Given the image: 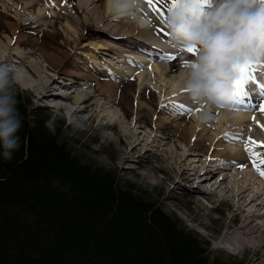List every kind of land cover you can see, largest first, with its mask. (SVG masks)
Returning <instances> with one entry per match:
<instances>
[{"label":"rangeland","instance_id":"rangeland-1","mask_svg":"<svg viewBox=\"0 0 264 264\" xmlns=\"http://www.w3.org/2000/svg\"><path fill=\"white\" fill-rule=\"evenodd\" d=\"M14 1L19 0H0V40L8 41L9 38L15 40L20 36L23 37L20 44L15 43L14 49L24 51L35 60H40L38 54L32 55V53H29L28 51L38 49L61 53L63 50V52L68 53L67 62L65 61L66 63L64 62L65 64L58 70L56 68L50 70L43 67L47 72L54 75L52 78V86L50 87L53 95L48 96H42L36 91L30 95V89L32 90L33 87L27 82L24 83L18 81V78L16 77L20 69L16 66V61L13 59V64H6L11 69L14 67V69H12V74L16 82L15 86L19 88L22 103L29 111L30 116L32 117L35 114L47 118L48 122H51L53 125L58 126L64 131L66 144L76 148L78 153L83 157H87L92 161L113 169L121 179L129 180L145 192H151L154 199L158 200L165 211L177 216L178 220L184 227L196 231L209 242L210 250L213 255L224 254L232 256L235 258V261L231 264H261L254 258L255 255L253 250H241L235 252L228 249L224 244L219 243L220 237L224 234V221L227 213L231 209L230 204L227 201H223L222 203H219L218 201L213 202L205 196L206 194L198 191V187L200 188L203 186V188H209L215 186L216 179L213 178L214 175L208 176L209 178L206 182H199V184H197L198 181L196 180L186 182L178 177L177 181L174 182L175 177H170L166 170H154L162 163L160 158L162 146L159 144L155 145L154 143L167 141V144H174L171 140L172 138H176L174 130L191 123L184 119H177L173 114L183 113L187 109L190 110V113L194 114L197 109H205V104L203 105V102H201L200 104H202V106L197 105L195 107L193 106V108L185 107L187 99V96L185 95H187V93L182 91L170 95V97L174 99L173 101L169 102V98L164 100L167 93L163 94L160 92L162 85L154 78L156 77V73L154 72V69H152L149 58H147L144 65H136V63L130 60L126 62L121 55L112 51V48H96L92 41L100 39L103 36L99 35L100 32L98 31L100 30L94 27V25L96 26L95 23H92V25L85 23L84 26L80 24V22H84L86 17L89 16V10L85 7L80 8L78 0L77 7H72V5H69L70 7H68V5L64 3V6H67L66 9L58 10V14H56L57 16H53L54 10L47 4L48 0H38L36 4L31 5L28 9L20 12L23 20L21 19L18 21L8 13V11H12L11 7ZM105 1L106 0H95V4L97 6H104ZM128 2H135L137 5L135 8H132L131 11L143 14L149 19L145 18L150 23L149 32H152L159 37L160 44H157V46L160 50L175 54L174 58L167 56L168 60H173L177 63L178 73L182 72L183 68L188 64L185 63V61H188L197 55V52L190 53L186 48L181 49L172 44L171 33L167 20L165 19V17H167V8H163V11H161L163 5L150 7L147 0H128ZM39 8H42L41 11ZM44 9L49 10L47 13H44L45 16L42 15V10ZM68 9L70 10L71 18L79 19L75 22L78 27V32L68 30L69 25L67 18H69V14L65 11H68ZM38 13H41L40 15H42L40 18L42 23L39 24L32 20V17ZM88 19L89 22H93L94 20L93 18ZM15 21L18 23L16 24ZM10 22L15 25H21V29L17 30V32H13L10 28ZM142 31L140 30L138 32ZM139 34L140 33H138V35ZM74 37H76V39H74ZM85 42H88L89 44L83 45ZM132 42V46L130 47L122 44L121 46L125 49L131 50L126 53L135 55L133 57L145 58L146 56L140 51L141 49L135 47L144 42L138 40L137 37H133ZM159 49H157L158 52H160ZM11 55L14 58H17V55L14 52ZM71 61L73 63H70ZM152 62L159 63L160 61L159 59L154 58ZM129 64L133 67L131 72L121 73V75L116 78L111 75L114 66L123 69ZM94 66H99L101 68L99 70L95 69V72L91 71V68H94ZM251 67H255L250 69V72L253 73L259 68L258 65L257 67ZM66 68L73 71L72 74H66L64 72ZM81 71L86 73V76L78 73ZM141 71L152 72L147 75V83L144 82L143 86L140 85L139 74ZM47 72H45L46 75ZM42 73L45 75L44 72ZM64 75L65 78L63 77ZM106 81H113L115 86H112V89L107 90L104 94H100L99 91L101 89L99 87L102 83H106ZM72 89H76L72 92L73 96L62 97L60 100H68V104L71 106L78 105L79 107H87L85 110L79 112V117L77 119H75L74 115L70 114L67 110L63 112L58 110L52 100V97H56L55 95L65 96L66 91L69 92ZM169 89L170 86H167L166 91H169ZM79 92H85V96L87 97L82 100V102H70L69 99H74L75 94ZM107 92L110 96L114 95L113 100L109 101V95ZM66 95H68V93ZM100 103H103L105 107L108 106L106 108L111 109L112 112H119L121 115V121L126 125L130 124L135 115L138 116L136 125L137 129L150 135L153 134L156 141L149 142L143 146L138 145V149L129 151V158L122 161V159L119 158V154L123 148L126 149L129 148V146L127 147L124 145V142H120V135L122 134L118 133V129L109 128L107 126L103 127L100 124V122L102 123L107 120L114 121L113 116L108 117L105 115V108L103 109V105L100 107ZM194 104L196 103L194 102ZM221 107L224 109H232L222 105ZM221 107L219 106L218 108ZM152 113L155 115L154 118L151 117ZM210 113L213 116L216 115L213 110ZM260 115L264 117V111ZM164 116H168L170 121L164 123V125L160 124L159 126H156L155 123L157 121H162V117L164 118ZM253 116L254 118L251 119L252 123H250L248 127L247 123H243L244 125L242 124L241 128L248 129L250 127V130L251 127H253V123L257 124L256 128L259 130V137H257L256 134L255 141H264V126H262L259 113L254 114ZM186 119L188 120L189 118L187 117ZM215 124H217V120L212 121V126ZM179 134L180 133H178V135ZM226 135L227 134L221 138V142L229 143L226 141ZM228 139L235 141L237 145H239L238 142H240L241 147L243 148L246 143L254 144V142H250L246 136L241 139H235L231 136V138ZM177 141L181 144V147L184 146L182 137L181 139H177ZM220 150L221 147L214 152H219ZM254 150L259 153V156H253L254 158L264 157V145H256ZM195 152L196 151L193 150L192 154H186V159H190L191 157L194 159L195 155L193 153ZM166 156H168V154ZM214 159L217 158H211V160ZM254 161L257 162V167L254 168V170L261 173V169H264V163H261L260 159ZM226 165L227 168L223 170L224 174L229 173L234 169L229 163ZM159 177L170 178H166V183L161 185L158 181ZM262 179H264V175ZM174 184L175 186L172 191L174 196H166L165 194L172 189ZM226 186V184L222 185L224 189Z\"/></svg>","mask_w":264,"mask_h":264},{"label":"trees","instance_id":"trees-1","mask_svg":"<svg viewBox=\"0 0 264 264\" xmlns=\"http://www.w3.org/2000/svg\"><path fill=\"white\" fill-rule=\"evenodd\" d=\"M21 147L0 159V264H231L151 192L66 144L22 103Z\"/></svg>","mask_w":264,"mask_h":264},{"label":"bare ground","instance_id":"bare-ground-1","mask_svg":"<svg viewBox=\"0 0 264 264\" xmlns=\"http://www.w3.org/2000/svg\"><path fill=\"white\" fill-rule=\"evenodd\" d=\"M37 2L38 0L14 1L11 7L12 11H8V13H10L9 15L13 16L16 21L21 19L23 20L22 14L20 12L28 9L29 6L34 5ZM64 3L70 7L68 1H47V4L54 10L53 16H57L56 14H58V10L66 9L67 6H64ZM95 3V0H78L80 8L85 7L89 10V16L86 17L84 22H80V24L84 26L85 23H88V25L95 23L96 26L94 25V27L100 30L98 31L100 32L99 35L103 36L100 39H95V41H92L96 48H112L111 50L118 55H121L123 59L126 60V62L130 60L136 63V65H144V63L147 61V58H149L152 69H154V72L156 73V77L154 78L162 85L160 92L163 94L167 93V95L164 97V100L169 98V102H171L174 99L171 98L170 95L182 91L187 93V95H185L187 96L185 105L188 108H193V106L195 107L197 105L202 106V104H200L201 102L194 101L188 95L187 89L183 86L182 72L178 73L177 71L178 64L173 60H168V55H166L168 52L160 50L157 46V44H160L159 37L154 35V33L149 32L150 23L148 20L145 19V17H141L139 14L131 11L132 8L137 6L135 2H128L126 0H106L104 6H97ZM41 9L42 8H39L40 11ZM42 11V15H44V13H47L49 10L44 9ZM65 11L67 12V10ZM68 12V30L78 32V27L75 22H77L79 19L71 18L72 16L69 9ZM40 14L41 13H38L32 17V20L38 24L42 23L40 21L42 15ZM88 18H93V22H89ZM17 23L18 22H16V24ZM10 28L13 32H17V30L21 29V25H15L14 23L12 24V22H10ZM140 30L142 32H138ZM138 33L140 34L138 35ZM133 37H137L138 40L144 42L136 47L141 49L140 51L144 53L146 56L145 58L133 57L135 55L126 53L127 51L131 50L125 49L121 46V44L129 47L132 46ZM74 39H76V37H74ZM22 40L23 37L21 36L15 40H11L10 38L8 41L0 40V63L11 65L14 63L12 61L13 59L16 61V66L20 68L16 77L18 78V81L24 83L27 82L33 87L32 90L30 89V95H32L34 91L40 93L42 96L53 95L50 87L52 86V78L54 75H52L50 72H47L45 69H43V67L50 70L55 68L58 70L67 62L68 53L63 52V50L61 53L38 49L34 51H28L29 53H32V55L38 54L40 60H35L24 51L14 49L15 43L20 44ZM87 44L89 43L85 42L83 45ZM157 49H159L160 52H158ZM13 52L17 55V58H14L11 55ZM154 58L159 59L160 62L153 63L152 60ZM70 63L73 62L71 61ZM258 65L261 68L264 67V64ZM100 68L101 67L99 66H94V68H91V71L95 72V69L99 70ZM113 68L114 69H112L111 75L115 78L120 76L121 73H129L133 70V67L130 64L125 66L123 69H119L115 66ZM12 69H14V67ZM260 70H255L254 75L256 78H258ZM42 72H44V74L47 72V75H43ZM64 72L70 75L73 71H71L69 68H66ZM263 72L264 71H262V73ZM78 73H80V75L86 76V73H83L82 71ZM149 73L152 72L141 71L139 74L141 86H143L144 82L147 83V75ZM63 77L65 78V75ZM250 81L251 80H248L244 84L242 92L243 100H245L246 105H249V108L251 109L252 102L250 101L252 100L253 96L252 94H249V96L246 97V92H249L247 91L248 88L253 90L257 83L252 80V84H249ZM112 86H115L113 81H106V83H102V85L99 87L101 89L99 93L104 94V92L107 90H111ZM167 86H170L169 91H166ZM245 88H247V90H245ZM75 90L76 89H72L69 92L66 91V94L68 93V95L64 93L65 96L55 95L56 97H52V100L53 104L58 110L61 112L67 110L70 114L74 115L75 119H77L79 117V112L85 110L87 107H79L78 105L71 106L68 104V100H60L62 97L73 96L72 92ZM237 91L238 90H236L233 86V101L231 104L234 109H221L218 108V105H212L203 102V105L205 104V109H197L194 114L190 113V110L188 109L183 113L173 114V116L177 119H184L185 121H190L191 123L184 127L178 128L179 130H174L176 138L171 139L174 144H167V141L162 143H154L155 145L159 144L162 146V153L160 154L162 163L156 168L154 167V170H166L170 177H175L174 182L177 181L178 177L186 182L196 180L198 181L197 184H199V182H206L209 178L208 176L214 175L213 178L216 179L215 186L209 188H203V186L200 188L198 187V191L200 193L206 194L205 196L213 202L218 201L219 203H222L223 201H227L230 204L231 209L227 213L224 221V234L222 237H220L219 243L224 244L226 247H228V249L235 252H239L241 250H253L255 255V257H253L258 260L259 263L263 264L264 179L262 178L264 174L254 170L253 167H256L255 163L257 162H251L253 159L258 160L260 158H252V154L247 148L241 147L240 142H238L239 145H237L235 141L228 139L231 138V136H233L235 139H241L242 137L246 136L247 139H249V137L253 138L250 140V142H255L256 134L257 137H259V130L256 128L257 124L253 123V127H251L250 130V127L248 129L241 128L243 123H247V127L250 123H252L251 119L254 118L253 113H255V111H246V109L242 108L243 103L234 102L236 101V95L234 93ZM108 95L109 101L113 100L114 95ZM86 97L87 96H85V92H79L75 94L74 99H69V101L72 103H77L79 101L82 102V100H84ZM194 102L196 104H194ZM102 105L103 109L105 108V115L108 117L113 116L114 121L107 120L102 123L100 122V124L103 127L107 126L109 128L118 129L119 132H116L122 134L120 135V142L122 141L124 142V145L127 147L129 146V148H123L119 154V158L122 159V161L129 158V151L138 149V145L143 146L149 142L156 141L153 134L150 135L137 129L136 125L138 116L135 115L130 124L126 125L121 121V115L119 112H112L111 109L106 108L108 106L105 107L103 103H100V107H102ZM212 110L216 113L215 116L211 115L210 112ZM151 117H155L154 113L151 114ZM187 117L189 118L188 120L186 119ZM259 117L261 119V123L264 124V117L261 116L260 113ZM213 120H217V124L212 126ZM162 121H157L155 125H164V123L170 121V118L168 116H164V118L162 117ZM178 133L180 134L178 135ZM225 134H227L226 141L229 143L221 142V138L224 137ZM181 137L182 141L184 142L183 147H181V144L177 141V139H181ZM220 147L221 150L219 152H214ZM193 150L196 151L193 153L195 158L192 159L191 157L190 159H186L185 155L189 153L192 154ZM167 154L168 156H166ZM211 158L221 159L211 160ZM222 159L225 161L224 164L216 165V162H219ZM227 163H229L230 166H233L234 169L231 172L224 174L223 170L227 168ZM212 165H216V169H212ZM241 165H243V167H241ZM170 177H159L158 181L161 185H164L166 183V178L168 179ZM223 184L227 185L225 189L222 187ZM174 186L175 184L172 186V189H170L169 192L165 194L166 196H174L172 192Z\"/></svg>","mask_w":264,"mask_h":264},{"label":"clouds","instance_id":"clouds-1","mask_svg":"<svg viewBox=\"0 0 264 264\" xmlns=\"http://www.w3.org/2000/svg\"><path fill=\"white\" fill-rule=\"evenodd\" d=\"M167 24L175 47L198 49L182 71L183 86L196 102L229 107L239 67L264 64V0H176L167 10ZM15 84L12 69L0 63V159L5 161L22 143L24 118Z\"/></svg>","mask_w":264,"mask_h":264},{"label":"snow or ice","instance_id":"snow-or-ice-1","mask_svg":"<svg viewBox=\"0 0 264 264\" xmlns=\"http://www.w3.org/2000/svg\"><path fill=\"white\" fill-rule=\"evenodd\" d=\"M176 2V0H147V3L150 7H156L157 5H163V7L161 8V11H163V8H169L170 4H174ZM165 19L167 20V17H165ZM186 49L191 53V52H197L198 49L196 48V46H188L186 47ZM168 55L169 57H175V54L174 53H168L166 54ZM191 61L188 60V61H185V63H190ZM250 69H251V66L250 65H242L239 67V78L234 81V88L238 91H243V88H244V84L248 81V80H254L256 79L255 75L251 74L250 72ZM248 73V74H246ZM261 87L264 88V83H261ZM187 107V106H185ZM262 126H264V124H262ZM253 138L252 137H249V140H252ZM256 145H264V141H259V140H256L254 142V144H248L246 143L245 144V147L248 149V151L252 154V156L256 157V156H259V153L256 152L254 149H255V146ZM260 161L261 163H264V157H260ZM241 167H243V165H241ZM261 174H264V169H261Z\"/></svg>","mask_w":264,"mask_h":264}]
</instances>
